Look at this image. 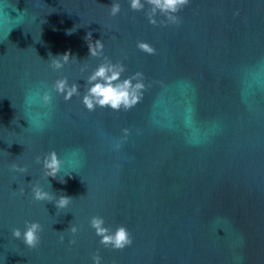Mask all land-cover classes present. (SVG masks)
Masks as SVG:
<instances>
[{"label":"water","instance_id":"95a60500","mask_svg":"<svg viewBox=\"0 0 264 264\" xmlns=\"http://www.w3.org/2000/svg\"><path fill=\"white\" fill-rule=\"evenodd\" d=\"M119 2L113 17L112 0H0V264H92L97 251L102 264H264V0H189L179 23L157 15L156 25ZM89 32L124 76L142 73L138 103L88 112L53 92L49 108L33 109L43 130L28 128V88L67 76L84 92L82 76L101 62ZM66 51L77 60L53 71L49 54ZM53 148L65 159L80 150L71 177L66 163L44 179L35 156ZM32 181L71 204L57 214L34 201ZM93 215L126 225L132 245H100ZM25 220L43 226L35 249L11 236Z\"/></svg>","mask_w":264,"mask_h":264},{"label":"clouds","instance_id":"9594fccd","mask_svg":"<svg viewBox=\"0 0 264 264\" xmlns=\"http://www.w3.org/2000/svg\"><path fill=\"white\" fill-rule=\"evenodd\" d=\"M189 0H127L130 10L134 12L144 11L148 22L152 25L157 24V15L163 16L164 20L161 23L177 24L180 22L178 13ZM121 12L119 0H112L108 13L110 16H117ZM72 30H69V34ZM85 40L88 46L89 57L100 58L101 62L87 75L82 76L85 80V90L80 91V85L77 81L69 82L67 76H61L52 82L50 88L43 84H37L28 88L24 94L25 103L28 105L30 115L25 116L29 127L35 131H42L45 127L44 122L35 119L32 115L36 105L49 108L53 101L52 93L55 92L63 97L64 101L71 100L74 96L79 97L82 105L88 112H94L97 109L107 111H119L121 109L128 110L136 105L142 96L144 83L142 82V73L136 72L129 76H124L126 71L125 64L121 61H113L104 52L105 44L102 39H92V34L89 32ZM137 47L141 50L153 53L155 50L147 43L137 41ZM77 60L70 52L66 51L63 54L52 56L49 54V67L53 71H58L64 68L73 60ZM88 65L81 64L79 67L80 73L87 72ZM140 78V79H138ZM47 113H45V116ZM125 133L124 139L127 138L128 130H123ZM121 147L120 143L113 145L114 150ZM67 159L62 158L56 149H51L41 155L35 156V161L41 166L44 179L48 177L56 178L61 173L62 168L66 163L72 167V170L64 172V175L71 177L75 167L82 162V155L79 149H71L66 153ZM11 169L14 172L27 175V166L13 162ZM61 182H64V177L60 176ZM51 188L50 183H48ZM31 197L38 202H54L57 208V214L61 210H65L72 202V198L60 195L56 196L50 190H47L41 183L30 182ZM20 194H24L25 188L19 187ZM89 226L94 230V233L99 237V244L104 248H111L119 251L129 247L133 243V238L126 225H118L115 228L106 225L104 217L93 215L89 219ZM73 236L78 232L77 225L71 223L67 229ZM43 226L38 220H25L23 229L14 227L11 229V236L15 240L21 241L27 248L35 249L41 242V232ZM62 233V232H61ZM64 235L59 236V240L63 242ZM74 244L75 240L69 241ZM242 260V257L240 258ZM92 264H102V257L97 251L91 257Z\"/></svg>","mask_w":264,"mask_h":264}]
</instances>
